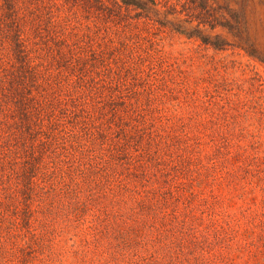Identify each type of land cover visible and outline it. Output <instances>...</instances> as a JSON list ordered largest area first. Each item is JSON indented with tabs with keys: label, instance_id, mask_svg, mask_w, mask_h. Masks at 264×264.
<instances>
[{
	"label": "trees",
	"instance_id": "trees-1",
	"mask_svg": "<svg viewBox=\"0 0 264 264\" xmlns=\"http://www.w3.org/2000/svg\"><path fill=\"white\" fill-rule=\"evenodd\" d=\"M59 1L0 0V264H199L190 130L111 68L94 0Z\"/></svg>",
	"mask_w": 264,
	"mask_h": 264
},
{
	"label": "rangeland",
	"instance_id": "rangeland-1",
	"mask_svg": "<svg viewBox=\"0 0 264 264\" xmlns=\"http://www.w3.org/2000/svg\"><path fill=\"white\" fill-rule=\"evenodd\" d=\"M92 10L110 30L111 68L144 77L156 124L190 130L206 165L199 264H264V0H94Z\"/></svg>",
	"mask_w": 264,
	"mask_h": 264
}]
</instances>
